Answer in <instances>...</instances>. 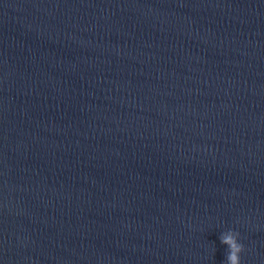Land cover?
I'll use <instances>...</instances> for the list:
<instances>
[{
    "label": "water",
    "instance_id": "1",
    "mask_svg": "<svg viewBox=\"0 0 264 264\" xmlns=\"http://www.w3.org/2000/svg\"><path fill=\"white\" fill-rule=\"evenodd\" d=\"M264 264V0H0V264Z\"/></svg>",
    "mask_w": 264,
    "mask_h": 264
},
{
    "label": "clouds",
    "instance_id": "2",
    "mask_svg": "<svg viewBox=\"0 0 264 264\" xmlns=\"http://www.w3.org/2000/svg\"><path fill=\"white\" fill-rule=\"evenodd\" d=\"M221 242L227 246L226 264H241L244 246L239 241V233L229 229L222 234Z\"/></svg>",
    "mask_w": 264,
    "mask_h": 264
}]
</instances>
